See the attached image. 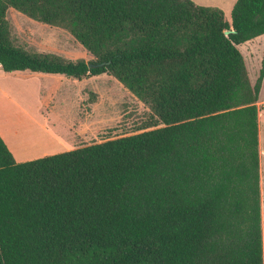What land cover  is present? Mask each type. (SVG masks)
Returning <instances> with one entry per match:
<instances>
[{
    "label": "trees",
    "instance_id": "trees-1",
    "mask_svg": "<svg viewBox=\"0 0 264 264\" xmlns=\"http://www.w3.org/2000/svg\"><path fill=\"white\" fill-rule=\"evenodd\" d=\"M9 8L68 30L92 59L15 44ZM230 17L192 0H0L4 72L107 73L154 114L26 161L0 137V264H264V49L252 84L237 47L264 34V0H235Z\"/></svg>",
    "mask_w": 264,
    "mask_h": 264
},
{
    "label": "rangeland",
    "instance_id": "rangeland-1",
    "mask_svg": "<svg viewBox=\"0 0 264 264\" xmlns=\"http://www.w3.org/2000/svg\"><path fill=\"white\" fill-rule=\"evenodd\" d=\"M221 9L225 19L230 22L232 7L223 6ZM6 17L10 23L13 41L28 51L53 53L65 60L72 61L78 59L89 61L92 59L91 54L71 33L60 26L36 21L13 8L8 9ZM254 39L237 45L244 57L252 84L258 76L261 65L264 34ZM62 83L81 84H75V90L70 91L68 94ZM0 86L5 88L6 93L9 95V97H5L0 94V125L4 123V118L14 111L16 102L32 109L39 106L43 110L44 107L49 108V104L45 102V99L47 100L51 94L54 99L51 105L56 108V110L53 109L54 114H51V122L56 124L55 127L58 130L61 129V132L66 134L70 141H76L75 147L139 132L154 120V114L150 107L139 100L116 78L107 73L74 79L64 75L32 74L22 71L4 72L0 68ZM39 96L43 98L42 100L45 103L39 101ZM37 101L39 102L37 103ZM256 105L258 115H260L258 133L260 128L261 150H259V161L261 208L263 209L261 229L262 247L264 249V81ZM49 109L51 113L52 110ZM58 109L60 112H58ZM56 115L60 120L62 119L61 121L66 119L74 121L76 123L75 129L72 128L71 123L68 125L65 122L59 128ZM81 122L85 127L84 132L78 130V125ZM5 126L7 127V125ZM93 126L94 130L92 129ZM69 128L70 132H68ZM22 140L24 142H21L15 148L17 151L27 153L25 155L31 156L30 154H37L49 147V142L34 141L36 137L29 139L23 136ZM64 147L63 144L59 143L56 148L50 149L51 152L48 154L66 151Z\"/></svg>",
    "mask_w": 264,
    "mask_h": 264
},
{
    "label": "crops",
    "instance_id": "crops-1",
    "mask_svg": "<svg viewBox=\"0 0 264 264\" xmlns=\"http://www.w3.org/2000/svg\"><path fill=\"white\" fill-rule=\"evenodd\" d=\"M192 1H194L196 4L199 5L216 6L219 8H222L223 6L232 7L235 2V0H192ZM248 41H252V39ZM263 81H264V76L261 82V86ZM75 84H81V83H62V86L66 87L65 89L68 91L69 94L70 91L75 90L74 89ZM0 94L5 97H9V95L5 91V88L1 86H0ZM52 97L53 96L50 94L48 99L47 100L45 99V102L49 104V108H51L52 110L51 113H50V109L46 107H44L45 110L44 109L42 110V108L39 106H36L32 109L26 107V105L24 104H20L16 102L15 103L16 107L14 108V111L12 113L10 112L9 116L7 115V117L4 118V123L0 125V137H2V139L5 141L16 161H26L44 156L51 152L50 149L56 148L59 143L63 144L66 150L75 148L74 145L76 141L75 140L70 141L69 137H67L66 134H63L61 132V129L58 130L55 127L56 124H52L51 122V114H54V110H56L55 106L52 107L51 105V103L54 102V99ZM42 99L43 98L39 96V101L45 103ZM39 101H37V103ZM58 112H60L59 109ZM57 117H56V120H58L57 126H59V128L63 126V123L65 122L68 125L71 123L72 128L75 129L76 123L74 121L72 122L71 119L70 120L66 119L65 121H61L62 119L60 120L59 117L58 118ZM5 125H7V127ZM78 127H79L78 130H80V132H84L85 127L82 122L79 123ZM92 129L94 130V126L92 127ZM68 132H70V128L68 129ZM23 136H26L29 139L36 137V140L34 141H42L46 143L49 142V147L47 149L39 151V153L37 154L35 153L33 155L30 154L31 156L25 155L27 153L22 152L20 150L17 151L15 148L16 146H19L21 142H24V140H22ZM261 213L263 218V209Z\"/></svg>",
    "mask_w": 264,
    "mask_h": 264
},
{
    "label": "water",
    "instance_id": "water-1",
    "mask_svg": "<svg viewBox=\"0 0 264 264\" xmlns=\"http://www.w3.org/2000/svg\"><path fill=\"white\" fill-rule=\"evenodd\" d=\"M230 31H233V30H230ZM230 31L226 30L225 34H228ZM89 66H91V65L89 64Z\"/></svg>",
    "mask_w": 264,
    "mask_h": 264
}]
</instances>
